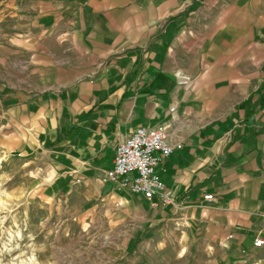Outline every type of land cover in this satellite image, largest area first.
<instances>
[{
	"label": "crops",
	"instance_id": "0c3cea01",
	"mask_svg": "<svg viewBox=\"0 0 264 264\" xmlns=\"http://www.w3.org/2000/svg\"><path fill=\"white\" fill-rule=\"evenodd\" d=\"M233 4L242 15L231 39L218 0H0V160L18 163L25 184H46L47 202L118 205L200 241L209 264H264L254 246L264 240V44L250 36L264 29V0ZM200 22L256 69L226 89L232 115L196 127L203 91L189 93L171 59ZM159 125L182 149L158 169L171 204L154 208L104 178L120 143Z\"/></svg>",
	"mask_w": 264,
	"mask_h": 264
},
{
	"label": "rangeland",
	"instance_id": "374dc122",
	"mask_svg": "<svg viewBox=\"0 0 264 264\" xmlns=\"http://www.w3.org/2000/svg\"><path fill=\"white\" fill-rule=\"evenodd\" d=\"M218 1L230 8L223 13L227 20L221 30L232 39L239 31L234 19L242 14L234 10L235 0ZM213 10L215 21L220 14L217 6ZM212 24L206 29L201 22L194 26L171 59L173 63L176 60L179 81L188 84L189 93L198 95L197 87L203 91L196 102L203 120L195 116L196 127L232 115V108L223 103L226 89L233 88L241 74L250 78L256 69L249 60H237L244 56L238 43H217L219 28ZM253 29L250 36L264 44V29ZM219 47L226 49L223 56H219ZM260 54L263 56L264 50ZM263 64L260 60L259 72ZM11 159L0 160V264H209L215 259L202 252L200 241L176 237L169 228L149 226L142 215L118 205L84 206L75 212L56 200L47 202L41 198L46 184H25L29 175H18L20 166ZM189 245L194 249L188 252Z\"/></svg>",
	"mask_w": 264,
	"mask_h": 264
},
{
	"label": "built area",
	"instance_id": "2783aa9c",
	"mask_svg": "<svg viewBox=\"0 0 264 264\" xmlns=\"http://www.w3.org/2000/svg\"><path fill=\"white\" fill-rule=\"evenodd\" d=\"M180 144L171 142L169 128L159 125L139 127L116 148V156L105 182H118L119 189L143 197L152 207L171 204V192L158 173L160 166L176 151ZM205 200H212L206 196ZM257 249L264 247V240L254 242Z\"/></svg>",
	"mask_w": 264,
	"mask_h": 264
},
{
	"label": "bare ground",
	"instance_id": "6f19581e",
	"mask_svg": "<svg viewBox=\"0 0 264 264\" xmlns=\"http://www.w3.org/2000/svg\"><path fill=\"white\" fill-rule=\"evenodd\" d=\"M50 179H52V176L50 177Z\"/></svg>",
	"mask_w": 264,
	"mask_h": 264
}]
</instances>
